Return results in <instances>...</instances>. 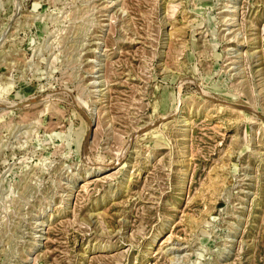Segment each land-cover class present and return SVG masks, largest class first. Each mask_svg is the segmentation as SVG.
<instances>
[{"label":"rangeland","instance_id":"374dc122","mask_svg":"<svg viewBox=\"0 0 264 264\" xmlns=\"http://www.w3.org/2000/svg\"><path fill=\"white\" fill-rule=\"evenodd\" d=\"M0 264H264V0H0Z\"/></svg>","mask_w":264,"mask_h":264}]
</instances>
